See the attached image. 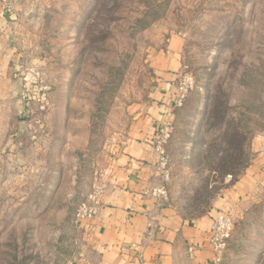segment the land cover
Wrapping results in <instances>:
<instances>
[{
  "label": "rangeland",
  "instance_id": "obj_1",
  "mask_svg": "<svg viewBox=\"0 0 264 264\" xmlns=\"http://www.w3.org/2000/svg\"><path fill=\"white\" fill-rule=\"evenodd\" d=\"M173 37L193 88L163 197L194 217L264 140V0H0V264L71 263L99 151L157 88L152 56ZM231 218L223 264H264V193Z\"/></svg>",
  "mask_w": 264,
  "mask_h": 264
},
{
  "label": "crops",
  "instance_id": "obj_2",
  "mask_svg": "<svg viewBox=\"0 0 264 264\" xmlns=\"http://www.w3.org/2000/svg\"><path fill=\"white\" fill-rule=\"evenodd\" d=\"M181 52L182 41L173 37L153 54L157 88L144 103L127 107L116 141L99 151L93 171L104 189L100 207L93 220L75 227L70 264H213L208 240L212 217H235L259 203L264 140L252 146L254 155L243 174L225 181L201 215H185L158 193L165 174L154 141L158 130L176 118L171 105L183 70ZM228 255L227 248L222 264Z\"/></svg>",
  "mask_w": 264,
  "mask_h": 264
},
{
  "label": "built area",
  "instance_id": "obj_3",
  "mask_svg": "<svg viewBox=\"0 0 264 264\" xmlns=\"http://www.w3.org/2000/svg\"><path fill=\"white\" fill-rule=\"evenodd\" d=\"M177 81L176 96L171 105L172 111L182 106L187 92L189 89L193 88V79L189 74L184 73L180 75ZM170 130L171 124L160 128L154 141L155 148L160 156L159 166L165 174V180H167L168 174L166 172L167 160L164 153V145L170 136ZM103 191L104 189L99 183V174L95 172L89 193L85 199L76 206L73 216V223L76 228L81 227L84 221H91L95 218L100 207L99 199ZM158 193L164 195L165 192L161 189ZM233 230L234 223L230 215L226 213H217L212 217L208 240L213 253V264H222L223 255L228 248Z\"/></svg>",
  "mask_w": 264,
  "mask_h": 264
},
{
  "label": "trees",
  "instance_id": "obj_4",
  "mask_svg": "<svg viewBox=\"0 0 264 264\" xmlns=\"http://www.w3.org/2000/svg\"><path fill=\"white\" fill-rule=\"evenodd\" d=\"M220 167V166H219ZM222 169V166L220 167Z\"/></svg>",
  "mask_w": 264,
  "mask_h": 264
}]
</instances>
